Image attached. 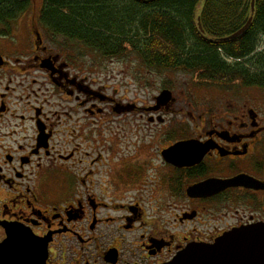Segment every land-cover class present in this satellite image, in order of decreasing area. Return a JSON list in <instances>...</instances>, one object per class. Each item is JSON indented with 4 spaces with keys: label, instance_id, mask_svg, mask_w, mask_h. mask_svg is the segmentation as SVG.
I'll list each match as a JSON object with an SVG mask.
<instances>
[{
    "label": "flooded vegetation",
    "instance_id": "1",
    "mask_svg": "<svg viewBox=\"0 0 264 264\" xmlns=\"http://www.w3.org/2000/svg\"><path fill=\"white\" fill-rule=\"evenodd\" d=\"M41 8L0 29V243L10 226L47 242L46 264L187 249L264 264V88L184 79L129 97L45 31Z\"/></svg>",
    "mask_w": 264,
    "mask_h": 264
},
{
    "label": "trees",
    "instance_id": "2",
    "mask_svg": "<svg viewBox=\"0 0 264 264\" xmlns=\"http://www.w3.org/2000/svg\"><path fill=\"white\" fill-rule=\"evenodd\" d=\"M30 4L0 0V29ZM250 16L242 34L225 39ZM39 19L49 35L102 58L121 57L128 46L147 70L264 88V0H43Z\"/></svg>",
    "mask_w": 264,
    "mask_h": 264
},
{
    "label": "rangeland",
    "instance_id": "3",
    "mask_svg": "<svg viewBox=\"0 0 264 264\" xmlns=\"http://www.w3.org/2000/svg\"><path fill=\"white\" fill-rule=\"evenodd\" d=\"M31 3L33 7L38 8L43 4V0H31ZM28 17V15L20 17L22 19L21 23L27 24ZM60 42L62 41L60 40ZM70 49L77 53L79 61L84 66L92 68L95 77L100 80H108V83L117 88L121 94L127 91L129 97H133L136 92H152L150 88L147 90L139 84L182 82L184 79L191 82H201L198 81L196 75L173 71L147 70L136 59L128 46H125L123 56L114 58H102L96 52L77 43H72Z\"/></svg>",
    "mask_w": 264,
    "mask_h": 264
},
{
    "label": "water",
    "instance_id": "4",
    "mask_svg": "<svg viewBox=\"0 0 264 264\" xmlns=\"http://www.w3.org/2000/svg\"><path fill=\"white\" fill-rule=\"evenodd\" d=\"M253 11V2L251 3ZM252 20L249 17L246 24L226 39H233L245 31ZM198 26L201 28L198 19ZM6 239L0 243V264H46L48 257L47 242L39 243L32 240L27 233L6 226ZM201 251L187 249L168 264H203L197 254Z\"/></svg>",
    "mask_w": 264,
    "mask_h": 264
},
{
    "label": "snow or ice",
    "instance_id": "5",
    "mask_svg": "<svg viewBox=\"0 0 264 264\" xmlns=\"http://www.w3.org/2000/svg\"><path fill=\"white\" fill-rule=\"evenodd\" d=\"M261 227H264V225H262ZM254 228H255V226H254ZM249 231H251V230H249ZM227 242V241H226Z\"/></svg>",
    "mask_w": 264,
    "mask_h": 264
},
{
    "label": "bare ground",
    "instance_id": "6",
    "mask_svg": "<svg viewBox=\"0 0 264 264\" xmlns=\"http://www.w3.org/2000/svg\"><path fill=\"white\" fill-rule=\"evenodd\" d=\"M234 34V33H233ZM242 34V33H241ZM226 39V38H225Z\"/></svg>",
    "mask_w": 264,
    "mask_h": 264
}]
</instances>
